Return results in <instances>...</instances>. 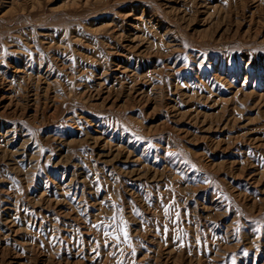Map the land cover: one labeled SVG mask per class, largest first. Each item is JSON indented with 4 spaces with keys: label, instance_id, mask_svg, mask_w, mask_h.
<instances>
[{
    "label": "rangeland",
    "instance_id": "rangeland-1",
    "mask_svg": "<svg viewBox=\"0 0 264 264\" xmlns=\"http://www.w3.org/2000/svg\"><path fill=\"white\" fill-rule=\"evenodd\" d=\"M0 264H264V0H0Z\"/></svg>",
    "mask_w": 264,
    "mask_h": 264
}]
</instances>
